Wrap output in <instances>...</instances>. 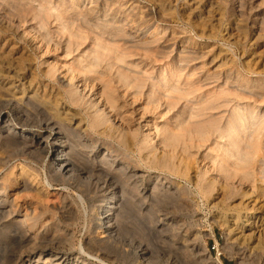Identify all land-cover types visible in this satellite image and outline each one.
<instances>
[{
	"label": "rangeland",
	"instance_id": "rangeland-1",
	"mask_svg": "<svg viewBox=\"0 0 264 264\" xmlns=\"http://www.w3.org/2000/svg\"><path fill=\"white\" fill-rule=\"evenodd\" d=\"M5 1L0 0V61L4 62L0 67L1 151L11 150L10 145L1 146L6 137L1 123L6 117L14 125L24 128L27 133L33 135V138H40L43 141L44 151L40 154L41 158L50 156L52 161L59 158L50 138H45L57 130L62 133L67 145L71 143L76 147L79 162L88 167L94 157L106 155L109 144H112L113 150H116L117 146L114 143L116 140L113 137L99 134L100 129L90 128L88 113L84 107L70 105L67 102L65 94L67 88L62 82L65 83L71 73L77 79L92 81L95 84L94 90L98 93L102 91L104 82L111 81L112 90L122 106L121 112L125 117H131L133 125H139L140 132L146 129L144 124L147 125L154 143L158 141L159 131L177 132L187 120V115L182 114L187 107L197 108L200 105L195 103L199 99L213 96L223 88L222 84L219 86L215 83L208 84L211 80H203L198 85H188V83L184 85L186 80L196 81L200 72L208 77L217 76L221 81L226 75H230L233 77L229 83V87H233L232 91L234 87H246L245 89L250 91L259 89L261 85L260 94L264 96V0H246V10L242 16H238L237 13L238 0H106L111 8L120 12L118 22L123 19L119 24L125 25L123 28L128 32L127 34H131L136 44L151 39V34L140 35L147 27H150L149 32L157 33L156 38L165 37L168 41L164 50L171 59L168 60L170 61L168 65L166 61H157L154 53L132 49L128 44H124L125 46L122 47L125 49L126 57L125 62L119 63L120 66L137 72L142 70L146 71V74L159 75L168 72L172 64L188 65L186 73L173 78L170 84L183 89L190 86L195 93L177 100L174 93L159 89L153 102H149L148 99L151 93L147 83L139 90L121 86L117 83L115 68L108 69L106 62H103V66H106L104 79H99L94 72H90L91 69L93 70L95 48L93 35L85 34L86 39L79 45L68 46L65 39L56 34L52 20L46 25L35 19L32 13L22 16ZM28 1L36 9L39 8L38 0ZM50 1L52 5L56 3V0ZM50 12L55 13L54 10ZM184 58L186 61L181 62ZM135 64L139 67L135 68ZM49 65L58 68L52 77L45 74ZM170 76L171 74L168 73L167 77ZM233 93L228 97L237 100L238 103H249L255 108L254 115L264 119V97L261 100L249 96L237 98ZM101 101L103 102L102 98ZM65 106L75 112V116L72 117L75 122L64 124L58 121L56 110L58 108L62 111ZM115 122L124 124L120 117H116ZM47 126L53 128L52 133ZM11 132L12 136L19 137L12 130ZM227 134L224 130H220L206 134L201 138L203 140L201 143H198L197 138L190 143L186 142L193 157V170L204 166L209 158L217 159L220 151L232 153L233 150L229 147L230 141L225 140ZM260 138L264 143V129ZM210 149L213 151L211 152ZM138 153L136 150L135 153L125 152V149L121 148L112 153V156H116L117 163L110 171L105 170L107 167L102 165L103 169L92 167L89 173L77 172L75 174L77 180L63 176L62 179L49 181L50 185L46 187V192L41 197L30 190L18 192L15 176L19 166L24 165L28 167L29 173L45 184L49 171L39 167L24 153L14 151L10 154L8 163L4 166L0 164V189H6L0 194V264H26L20 262L17 257L26 253L29 247L22 248L14 233L9 231L15 228L16 225L13 224L15 220L22 219L31 212L35 213V217L26 218L24 230L27 236L41 243L50 239L60 241L64 245L56 251L69 255L80 254L79 245L97 238L93 229L97 221V207L109 198V195L101 189L103 187L110 189L109 186L116 188L117 191L123 189L127 195H136L133 200L141 201L144 212L149 209L154 216L161 219L156 226H150L149 222L147 224L143 218L138 217L137 209L132 205L122 208L117 231L119 234L117 240L122 249L143 250L149 260L157 264H238L242 257L241 253L244 254V264L258 263L259 260L253 250L255 243H252L253 238H250V233H253L254 239L258 235H264V198L245 188L230 197L217 191L211 199L213 202L210 201L208 206L198 199L199 207H197L192 203L190 196L181 195L178 202L156 207L149 197V191L144 190L147 182L154 180L153 177L139 174L147 172L152 175L157 171L145 169L143 163L135 159ZM159 153L158 150L156 154ZM262 157L261 153L251 157L255 161L258 158L254 168L261 164ZM234 158L229 159V165L233 163ZM117 168H123L125 171L117 172ZM252 170L250 169L251 172ZM135 173L140 176L138 184H143L137 189L133 183L136 179L132 177ZM106 174L108 176H105ZM161 176L172 181L166 186L183 184L175 174L161 173ZM6 177L11 180L8 185L2 184ZM107 179L109 181L105 184L104 181ZM261 180L258 176L255 178V190L264 188ZM79 182L87 184L89 188L88 193H83L82 203L78 197V190L71 189V186H76ZM142 193L147 197L142 198ZM138 197L142 199H137ZM97 201L101 202L96 203ZM245 213H252L253 217L260 218L259 220L257 218L254 226L253 224L246 226L243 220H240L237 226L233 225L234 218L238 214ZM148 225L149 227H146ZM240 227L243 229L241 230ZM228 233L230 241L228 240L225 245V236ZM86 256L84 255L86 259L98 264L95 259ZM127 264L133 263L130 260Z\"/></svg>",
	"mask_w": 264,
	"mask_h": 264
},
{
	"label": "bare ground",
	"instance_id": "bare-ground-1",
	"mask_svg": "<svg viewBox=\"0 0 264 264\" xmlns=\"http://www.w3.org/2000/svg\"><path fill=\"white\" fill-rule=\"evenodd\" d=\"M245 1L246 0H238L237 2L236 8L238 16H242L245 13ZM5 2L22 16L32 13L35 19H38L46 25H49L50 20H52L56 27V34L60 38H64L68 46L74 44L79 45L82 40L86 39L87 36H85V34L93 35L95 48L93 49V70L91 69L90 72H94L99 79H104L106 77V66H103V62H106L108 69L115 68L116 80L121 86L139 90L147 83L151 93L148 97L149 102H153L158 95L159 89L164 92L174 93L177 100L195 93V90L190 88V86L187 89H183L170 84L173 78L186 73V67L188 66L186 63V65L184 63L172 64L170 69L168 68V72L159 75L146 74L147 72L142 70L137 72L119 65V63L125 62V49L122 47L125 46L124 44H128L129 48L132 49L154 53V56H157L155 57L157 61H166L168 65L170 63L168 60L171 59L170 56L164 52L167 48L168 41L165 37L156 38L157 33L153 30V32H149L150 27H147L141 31L140 35L144 36L147 33L151 34V39L136 44L133 37L130 36L131 34H127L128 32L123 28L125 25L119 24L120 21L123 22V19L118 22V15H120V12L117 9L111 8L106 0H56L54 5H52L50 0H38V9L33 7L28 0H14L12 2L6 0ZM50 10H54L55 13L52 14ZM183 61H186L185 58L181 59V62ZM3 65L4 62L1 60L0 67ZM134 67L137 68L139 65L135 64ZM57 70L58 68H53L49 65L45 74L52 77ZM168 73L171 74L169 78L167 77ZM67 78L68 80L65 83L62 82L63 86L67 88L65 91L67 102L70 105H81L84 107L88 113L90 128L95 130L100 129L98 131L99 134L113 137L116 140H114V143L118 149L116 148V150H113L112 144H109L107 147L109 150H106V155L99 158L94 157L92 162H89L88 167L86 164L79 162V154L76 151V147L72 146L71 143L67 145L62 133L57 130V132L55 131L53 134H50V136H45V138H50V141L54 144L52 147L57 150L59 158L54 161L50 159V156L48 158H41L40 154L44 151L43 141L40 140V138H33V135L27 133L24 128L14 125L12 121L6 117L1 123L2 129L6 134L3 145L1 146L6 147L10 145L11 150L3 151L2 149L1 151L0 149V164L2 166L6 165L9 161L10 154L17 151L29 156L39 167L49 171V177H46L45 184H42L35 176L29 173L28 167L20 165L17 175L15 174V182L18 183V192L30 190L41 197L46 192V187L50 185L49 181H55L58 180V178L62 179L63 176H67L68 179L74 178L77 180L78 177L75 175L77 172L89 173L92 171V167L103 169L102 165L107 167V169L104 168L105 170L110 171L114 164L117 163L116 156H112V153L124 148L125 152L129 151L135 153V150L138 151V157L135 159L141 161L145 169H154L157 171L156 174L152 175H149L147 172H140L139 174L140 176L147 175L153 177L154 180L148 181L144 190L149 191V197L156 207L164 204L167 205L171 202H178L180 201L181 195L190 196L192 203L197 207H199L198 199L208 206L211 199H213L214 193H217V191H221L224 195L230 197L245 188H248V191H251V193H258L260 197L264 198V188L260 187L255 190L254 186V181L257 176L262 179L261 181L264 184V143L260 138L262 129H264V119L254 115L255 108L249 103H238L237 100L228 97L234 92L233 94H236L237 98L241 96H246L247 98V96H249L250 98L255 97L257 100H261L264 97L260 94L261 85L258 87L259 89L255 88L250 91L246 90V87H234L232 91L233 87H229V83H231L233 77L230 75H226L221 81L217 76L208 77L204 76L202 72L198 73V79H196V81L188 82L186 80L184 85L187 83L188 85H198L203 80H211L208 84L215 83L218 84V86L222 84L223 88L221 87L222 89L213 96H205L199 99L195 103L200 105L197 108L187 107L182 112V114L187 115V120L181 125L177 132L159 131L157 133L158 141L154 143V138L151 136L147 125L144 124L146 129L140 132L141 128L139 125H133L131 117H125L124 113L121 112L122 106L118 103V99L112 90L111 81H107V83L104 82L102 91L98 93L94 90L95 84L88 79H77L72 73L68 75ZM229 88H231V90ZM56 115L60 123L75 122V120L72 119V117L75 116V112H73L70 107L65 106L62 111L57 108ZM116 117H120V119L124 121V124L122 122V124H117V122H115ZM10 123H12V126ZM78 124L81 123L78 122ZM48 129L50 132L53 130V128L49 127ZM11 130L14 134H18L19 137L16 138V135L12 136ZM220 130H224L228 133L225 140L230 141L229 147L233 150L232 153L226 152L225 150L220 151L217 159L206 158L208 161L204 166L196 167L195 170H193V157L189 152L190 146H188L186 142L190 143L194 138H197L198 143H201L203 142L201 138L205 137L206 134L218 132ZM27 136H30V138H26ZM158 150L160 153L156 154ZM210 151L212 152L213 149H210ZM259 153L263 155V161L258 167L254 168L258 158L255 161V159H251V157ZM131 157L133 158V156ZM176 158L178 161L175 162ZM230 158L235 159L231 165L228 164ZM250 169H253L252 172ZM118 171L123 173L125 170L123 168H117V172ZM161 173H168L170 175L175 174L176 178L183 182V184L175 183L174 186H166V184L170 185L172 181L165 176H161ZM105 176L108 175L106 174ZM140 176H137L136 173L132 176L133 179H136L135 182H133L136 189L143 185L141 183L138 184V180L140 182ZM9 181L11 180L6 177L3 179L2 184L8 185ZM108 181L109 179L105 180V184ZM80 183L81 182L77 183V185L73 187L70 186L71 189L78 190V197L82 203L83 193H88L89 188L87 184ZM111 187L112 186L108 187L110 189L104 187L101 189L102 192L109 195V198L106 200L105 197H103L106 201L97 207V221L93 228L97 238L92 242L87 241V238H85L87 243L83 241L85 244L79 245L80 254L69 255L56 251L58 248H61V245H64L61 244L60 241L56 242L50 239L41 243L38 242L37 239L31 238L29 235L27 236L24 230L26 218L33 219L35 217V213L31 212V216L26 214L22 219L15 220L13 222V224L16 225L15 228L9 231L14 233V237H17L18 241L22 244V248L24 246L29 247V250L19 255L17 259L20 262H26V264H97L86 259L84 255H87L89 258L95 259L98 264H118L119 262L127 264L130 260L133 264H157L149 260L143 250H124L121 248V245L119 246L117 240V235L119 236L117 232L119 228L118 219L120 211L122 208H126L127 205H132L137 209L138 217L143 218L147 224L150 223V226H156L160 223L161 219L158 216H154L149 209H146L144 212L141 208V201L136 199L133 200L136 195H127L123 189L117 191L116 188ZM5 191L6 189H0V194ZM142 195V198L147 197L143 193ZM243 196H246V194H243ZM142 198L138 197L137 199ZM98 202L101 201H97L96 203ZM257 218L259 220L260 217H253L252 213H245L243 215L238 214L234 218L233 225L237 226L238 222L243 220L246 226L251 224L254 226ZM123 219H125L124 216ZM146 227H149V225ZM240 228L241 230L243 229V227ZM263 236L264 235L261 234L257 237L255 236L256 238L254 239L253 233H250V238H253V242H251L255 243L253 250L259 260L257 264H264ZM225 237V245H227L229 233ZM240 255L242 257H240L238 264H244V254L241 253ZM205 256L207 257L206 253Z\"/></svg>",
	"mask_w": 264,
	"mask_h": 264
}]
</instances>
